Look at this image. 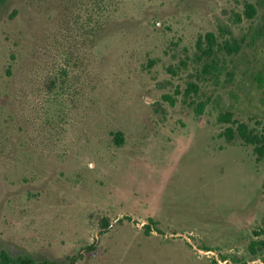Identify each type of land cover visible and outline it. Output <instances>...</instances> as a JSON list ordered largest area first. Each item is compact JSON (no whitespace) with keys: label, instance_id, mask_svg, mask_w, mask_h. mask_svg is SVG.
<instances>
[{"label":"rangeland","instance_id":"374dc122","mask_svg":"<svg viewBox=\"0 0 264 264\" xmlns=\"http://www.w3.org/2000/svg\"><path fill=\"white\" fill-rule=\"evenodd\" d=\"M226 111L264 125V0H0V263L264 264Z\"/></svg>","mask_w":264,"mask_h":264},{"label":"trees","instance_id":"16d2710c","mask_svg":"<svg viewBox=\"0 0 264 264\" xmlns=\"http://www.w3.org/2000/svg\"><path fill=\"white\" fill-rule=\"evenodd\" d=\"M256 13L257 7L253 3H248L246 7L247 18H253ZM241 46V43L236 40L234 42L228 39L220 40L219 36L214 31L207 32L204 38L201 37L198 41L199 49L207 58H212L219 50H226L228 53L237 52L241 49ZM210 66L211 69L215 68L213 65ZM191 88H194L193 91H198L197 85H193ZM189 92L190 90H188L187 94H189ZM200 104V107L197 109L198 114L203 112L206 103ZM219 120L231 123L225 130V135L228 139L232 140L236 134H239L245 143L254 146L257 159L260 161L264 160V125L261 128L251 127L247 122L239 121L234 118V113L232 111L221 113ZM115 137L118 143L123 142V134L121 132H118ZM252 249L256 252L258 246L253 244ZM11 262L12 259L8 255L3 254L0 264H11ZM19 262L20 264H34V261L30 258H20ZM74 262H76L75 259H72L65 264H75Z\"/></svg>","mask_w":264,"mask_h":264}]
</instances>
